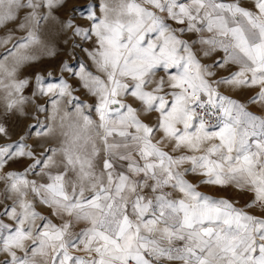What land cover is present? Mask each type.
Segmentation results:
<instances>
[{
  "label": "snow or ice",
  "instance_id": "1",
  "mask_svg": "<svg viewBox=\"0 0 264 264\" xmlns=\"http://www.w3.org/2000/svg\"><path fill=\"white\" fill-rule=\"evenodd\" d=\"M63 2L0 0V26L24 12L26 33L0 40L12 44L0 55L9 112L31 102L18 73ZM99 8L86 6V25L66 22L91 44V68L61 69L79 87L37 75L47 122L37 115L16 141L0 123V264H264V0ZM57 132L39 154L29 143ZM21 160L22 171L6 170ZM202 186L251 199L240 206Z\"/></svg>",
  "mask_w": 264,
  "mask_h": 264
},
{
  "label": "rangeland",
  "instance_id": "2",
  "mask_svg": "<svg viewBox=\"0 0 264 264\" xmlns=\"http://www.w3.org/2000/svg\"><path fill=\"white\" fill-rule=\"evenodd\" d=\"M104 0H64L63 5L57 7L52 16L40 25L39 34L41 36V43L32 48V54L36 59L21 67L18 77L19 79L27 78L29 85L23 90V95L31 98V102L24 105V112L11 111L6 108V90L0 88V123L6 125L11 135V141L18 140L21 136H26L30 126L36 123L35 117L38 115L41 121H46L48 113H37L36 106L39 104L48 105V97L33 95L36 91V76L45 77V83L56 82V80L64 75L75 86L79 87L78 81L70 74L62 73L61 69L65 62H67L75 71L79 70L82 64L88 65L91 68V60L84 49L91 48L90 43H86L82 37L76 36L72 29L66 27V22L74 20L76 25H86L89 23L83 17L87 15L86 6L92 4L99 15V6ZM24 12L20 13V18L15 22H9L6 25L0 26V40L9 36L12 38V43H15L20 37L26 33L22 31L19 25L23 22ZM12 44L4 45L0 43V55H3L6 48H11ZM51 73V77H49ZM221 74H226L221 72ZM228 94H232L239 99H246L250 93L245 92H231L228 89H223ZM76 95L81 100L90 102L83 89H80ZM67 106V105H66ZM70 110V108H69ZM252 111L259 113L261 110L257 106H252ZM29 143L36 147L39 154L47 147H56L59 143V134L48 137H37L32 135ZM30 163L28 160H21L10 162L7 171L17 170L22 171ZM194 182H196L194 180ZM3 189V184H0V191ZM201 191L214 195L217 197L224 196L229 199L238 200L240 206L247 203L251 197L246 193L239 192L231 187L227 189H220L211 186H202ZM11 203V201H7ZM39 211L48 214L49 210L44 206H39ZM4 259L0 255V260Z\"/></svg>",
  "mask_w": 264,
  "mask_h": 264
}]
</instances>
